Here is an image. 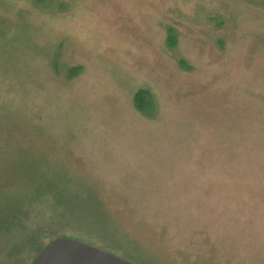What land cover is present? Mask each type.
<instances>
[{
    "label": "rangeland",
    "instance_id": "obj_1",
    "mask_svg": "<svg viewBox=\"0 0 264 264\" xmlns=\"http://www.w3.org/2000/svg\"><path fill=\"white\" fill-rule=\"evenodd\" d=\"M57 237L264 264V0H0V264Z\"/></svg>",
    "mask_w": 264,
    "mask_h": 264
},
{
    "label": "water",
    "instance_id": "obj_2",
    "mask_svg": "<svg viewBox=\"0 0 264 264\" xmlns=\"http://www.w3.org/2000/svg\"><path fill=\"white\" fill-rule=\"evenodd\" d=\"M34 264H132L113 254L70 238H56Z\"/></svg>",
    "mask_w": 264,
    "mask_h": 264
}]
</instances>
